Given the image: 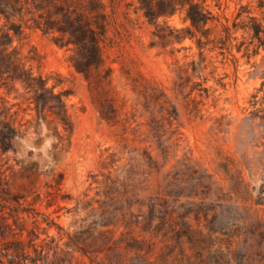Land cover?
Segmentation results:
<instances>
[{
  "label": "rangeland",
  "instance_id": "rangeland-1",
  "mask_svg": "<svg viewBox=\"0 0 264 264\" xmlns=\"http://www.w3.org/2000/svg\"><path fill=\"white\" fill-rule=\"evenodd\" d=\"M239 2L257 0H223V13ZM119 18L89 76L57 32L14 36L27 64L68 93L72 129L35 117L18 83L0 86L21 130L0 165V264H264V102L251 95L264 49H234L232 61L205 48L198 76L193 40L151 44L142 18ZM195 81L208 97L188 94Z\"/></svg>",
  "mask_w": 264,
  "mask_h": 264
},
{
  "label": "trees",
  "instance_id": "trees-1",
  "mask_svg": "<svg viewBox=\"0 0 264 264\" xmlns=\"http://www.w3.org/2000/svg\"><path fill=\"white\" fill-rule=\"evenodd\" d=\"M222 1L0 0V18H4V22L0 23V86L5 87L8 94L18 83L29 93L35 117L41 119L50 114L64 131H70L72 120L66 101L68 93L57 88L58 82H50L49 75L34 71L27 64L33 57L21 55L17 47L12 45L14 36L20 35L24 27H36L42 33L57 32L54 42L70 49L71 64L77 71L89 76L91 67L103 63L102 43L109 25L117 22L120 14L123 17L120 22L124 26L135 24V20L142 18L150 26L151 44L164 46L182 43L186 38L194 41L199 49V60L192 58L188 66L191 65L193 74L199 76L204 68L201 62L205 60V48L218 50L232 61L237 59L234 49L248 58L258 54L260 48L264 49V0H257L255 4L239 2L231 16L223 13ZM256 11L261 15L258 16ZM27 14L31 17H26ZM175 14L180 16L181 26L170 23V18ZM30 19L32 23H28ZM252 64L257 63L254 60ZM188 66H183L182 70L187 71ZM261 77L256 91H262V95L258 98L257 92L252 93V104L264 102V71ZM198 84L201 83L195 81L191 84L188 94L196 88L201 96L208 97L209 87H198ZM221 84L224 85V82ZM200 101L193 99L195 110H199ZM110 103L113 105V100ZM12 106L13 103L8 104V99L0 95V165L3 154L13 150L14 139L21 136ZM111 110L116 111L112 106ZM103 116L111 118L106 113Z\"/></svg>",
  "mask_w": 264,
  "mask_h": 264
}]
</instances>
